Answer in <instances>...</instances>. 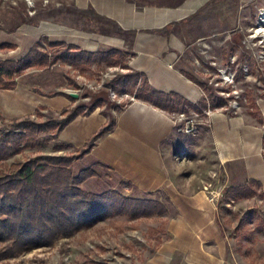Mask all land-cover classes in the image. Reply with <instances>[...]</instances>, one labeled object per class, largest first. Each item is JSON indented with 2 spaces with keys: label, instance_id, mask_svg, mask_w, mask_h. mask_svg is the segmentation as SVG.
Instances as JSON below:
<instances>
[{
  "label": "rangeland",
  "instance_id": "rangeland-1",
  "mask_svg": "<svg viewBox=\"0 0 264 264\" xmlns=\"http://www.w3.org/2000/svg\"><path fill=\"white\" fill-rule=\"evenodd\" d=\"M138 1L143 3L150 0ZM151 1L170 4L177 0ZM262 15L264 0H210L196 14L180 21L181 23L173 28L182 36H186L187 40L195 41L189 46L194 54L202 45L209 48L207 53L195 55L198 63L190 58L188 52L182 57L180 66L186 69V73H192L206 81L217 94L227 98V106L217 108H223L229 114L236 111L248 116L245 110L249 98H254L257 104L264 98V35H256V30L262 24ZM105 21L99 19L91 10L76 9L72 0H0V60H17L23 57L33 43L44 36L51 41L71 43L69 39L63 40L53 32L46 33L43 25L53 26L59 22L114 32L113 24ZM199 35L204 36L201 38L203 40H193ZM127 54H111L118 62L115 67L108 66L105 61H81L79 65H69L57 60L40 68H25L15 76L16 85L13 89H0V96L8 102L16 97L15 94L17 99L18 95L24 93L27 96L44 95L47 100L56 96L67 97L63 92H74L76 95L73 98L67 97L69 104L57 110L44 109L41 106L36 108L33 114L18 113L13 116L4 115L0 110V127L10 129L15 120L24 117L35 121L48 117L60 118L78 104L89 105L94 102H98L102 114L106 116V124L110 117H114L115 112L134 96L126 92H116L107 86L116 78V74L130 72L125 69L124 64ZM193 65L198 66L201 71H194ZM237 68H242L243 75L235 79ZM43 109L44 112H41ZM62 110L66 111L63 115ZM185 115L194 119L198 132L204 131L200 125L206 122L204 111L197 116H193V112ZM181 123L183 124L182 121ZM260 125L264 128V124ZM176 133L180 134L177 135L180 139L184 135ZM191 137L194 138L193 144L197 149L193 154L195 160L186 166V173H190L201 185L207 186L208 190L243 179L240 162L221 163L217 160L206 133L201 135L200 139L197 136ZM41 138H44L43 135ZM56 139H43L40 146L22 150L3 163L0 162V167L37 154L74 153L80 147L64 142L66 147L55 150V146L62 143ZM180 148H183L182 145ZM70 167L74 175L84 168L92 171L80 184L84 190L99 192L113 188L121 191L125 186L117 173L110 171L105 164L90 155L85 154L75 159ZM220 198L221 195L218 201ZM234 202L218 205L228 237L229 260L237 264H264V234L256 231V226L259 224L264 227V222L259 218L252 219L249 215H244L245 207L235 205ZM246 207H254L253 210L264 218V210H260L256 204L249 203ZM164 234V220L160 215L135 218L113 215L71 236L59 237L51 246H40L13 257L0 258V264H144L154 253ZM2 245L0 242V247ZM168 264L189 263L181 256L174 255Z\"/></svg>",
  "mask_w": 264,
  "mask_h": 264
},
{
  "label": "crops",
  "instance_id": "crops-1",
  "mask_svg": "<svg viewBox=\"0 0 264 264\" xmlns=\"http://www.w3.org/2000/svg\"><path fill=\"white\" fill-rule=\"evenodd\" d=\"M209 1L177 0L158 4L151 0L143 3L138 0H72L76 9L91 10L99 19L112 23L114 32L59 22L53 26L43 25V29L63 40L69 39L86 51L113 48L127 52L126 70L138 71L157 91L175 94L196 104L204 98L203 90L186 75L180 62L189 52L190 58L198 63L196 56L207 53L209 48L202 45L194 54L189 46L195 41L187 40L173 28ZM203 37L199 35L193 40H203ZM193 70L201 71L195 65ZM16 97L8 102L0 96V110L4 115L33 114L41 106L57 110L69 104L65 96L47 100L44 95L24 93ZM183 106V110H167L131 96L115 112L113 128L100 137L86 155L101 161L121 180L131 183V186L122 187L123 194L161 201L168 198L167 211L160 215L165 234L144 264H168L174 255L181 256L189 264H237L229 260L228 237L218 207L221 190L228 183L212 190L219 196L211 199V192L204 188L205 185L185 172L187 164L195 160L193 154L197 149L191 136L200 139L206 133L217 160L240 162L243 175L240 182L257 180L264 193V128L243 113L229 114L223 108H209L208 111L202 109L206 115V122L200 124L204 131L187 134L179 130L182 123L178 115L201 113L188 103ZM258 106L264 116V98ZM105 122L106 116L97 106L90 114L73 118L56 140L81 146ZM176 132L185 136L180 139ZM234 203L245 207L244 212L250 208L246 207L249 203L264 210V198L257 195Z\"/></svg>",
  "mask_w": 264,
  "mask_h": 264
},
{
  "label": "trees",
  "instance_id": "trees-1",
  "mask_svg": "<svg viewBox=\"0 0 264 264\" xmlns=\"http://www.w3.org/2000/svg\"><path fill=\"white\" fill-rule=\"evenodd\" d=\"M113 52L123 53L113 48L90 52L76 44L51 41L44 36L34 42L23 57L17 60H0V89H13L16 85L15 76L22 73L25 68H40L57 60L69 65H79L81 61L86 63L105 61L107 65H115L118 62L111 56ZM186 75L205 93L206 98L196 104L186 102L178 95L157 91L148 84L145 76H140V73L134 70L116 74V78L107 86L116 92L133 94L136 98L167 110L173 108L183 110L184 103L191 105L197 113H201L202 109L206 108L227 106V98L217 94L206 81L190 73ZM242 75V68H237L234 78L238 79ZM63 94L73 98L65 92ZM97 106H99L98 102L89 105L82 103L68 112L62 110L61 114L63 115L64 112L66 114L60 118L48 117L42 121H35L24 117L15 120L10 129L0 127V162L3 163L24 149L40 146L43 139L57 138L59 132L73 118L78 115H88ZM245 112L258 124H264V118L254 98H249ZM113 126L114 117L111 116L110 120L90 135L74 153L37 154L0 167V242L3 243L0 247V258L13 257L40 246H51L59 237L71 236L113 215L135 218L166 213L168 198L161 201L132 197L113 188L94 192L84 190L80 186L92 171L84 168L74 175L70 167L72 162L89 153L96 141ZM41 135L44 138H41ZM262 145L264 149V132ZM64 147L66 144L59 143L55 146V150ZM122 184L131 186V183L125 180H122ZM260 187V182L254 179L228 184L221 190L218 205L255 195L264 198ZM244 215H249L252 219L259 218L264 222V218L252 208L247 209ZM256 231L264 234V227L258 224Z\"/></svg>",
  "mask_w": 264,
  "mask_h": 264
},
{
  "label": "built area",
  "instance_id": "built-area-1",
  "mask_svg": "<svg viewBox=\"0 0 264 264\" xmlns=\"http://www.w3.org/2000/svg\"><path fill=\"white\" fill-rule=\"evenodd\" d=\"M260 14H261V10L259 12V16ZM202 94L206 98L203 91H202ZM208 109L209 108H206V110ZM193 116H197V114L193 113ZM178 117L180 118V121L183 122V124L179 127V130L187 134H194L197 131V124L194 122V119H192V117H187L184 113H180ZM204 188L208 190L207 186H204ZM209 191L211 192V199H214V198L216 199L217 194H218L217 196H219V193L214 194L212 190H209Z\"/></svg>",
  "mask_w": 264,
  "mask_h": 264
},
{
  "label": "bare ground",
  "instance_id": "bare-ground-1",
  "mask_svg": "<svg viewBox=\"0 0 264 264\" xmlns=\"http://www.w3.org/2000/svg\"><path fill=\"white\" fill-rule=\"evenodd\" d=\"M262 20H261V25H260V28L258 30H256V35L259 33V34H262L264 35V15H262Z\"/></svg>",
  "mask_w": 264,
  "mask_h": 264
},
{
  "label": "water",
  "instance_id": "water-1",
  "mask_svg": "<svg viewBox=\"0 0 264 264\" xmlns=\"http://www.w3.org/2000/svg\"><path fill=\"white\" fill-rule=\"evenodd\" d=\"M70 95L75 96L76 94L74 92H69Z\"/></svg>",
  "mask_w": 264,
  "mask_h": 264
}]
</instances>
